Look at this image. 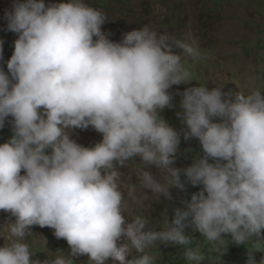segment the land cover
Returning <instances> with one entry per match:
<instances>
[{
    "label": "clouds",
    "instance_id": "9594fccd",
    "mask_svg": "<svg viewBox=\"0 0 264 264\" xmlns=\"http://www.w3.org/2000/svg\"><path fill=\"white\" fill-rule=\"evenodd\" d=\"M3 19L17 38L0 67V129L12 133L0 144V264H156L147 250L161 246H183L189 264H204L200 237L210 260L235 245L244 264H264V92L170 91L192 85L185 61L200 55L196 38L146 24L112 41L106 13L86 0H12ZM177 107L179 130L161 115ZM90 127L99 142L72 138ZM182 139L200 150L181 151ZM178 157L191 162L176 167ZM128 161L138 162L132 188L144 200L180 194L171 218L169 207L156 221L150 211L125 215L118 168ZM35 226L52 229L67 253L34 259L26 237Z\"/></svg>",
    "mask_w": 264,
    "mask_h": 264
},
{
    "label": "rangeland",
    "instance_id": "374dc122",
    "mask_svg": "<svg viewBox=\"0 0 264 264\" xmlns=\"http://www.w3.org/2000/svg\"><path fill=\"white\" fill-rule=\"evenodd\" d=\"M45 4L58 3L61 0H44ZM91 6L106 13L108 20L102 26V31L110 32V40L119 42L123 35L142 25H151L159 31H167L178 39L191 42L196 38L199 49L198 58H189L185 66L192 73V85L172 86L170 91H183L187 86L205 84L209 89L225 85V90L233 92L242 91L245 94L252 88L264 92V0H86ZM12 0H0V40L3 44L4 60L0 67L6 69V61L13 52V42L17 38L14 33L6 30V21L3 19L5 9H10ZM179 52V50H177ZM180 97L175 96L173 103L179 104ZM179 108L165 109L161 115L168 124L176 130L183 127L177 118ZM9 129L10 131H7ZM7 131V132H5ZM11 126L5 124L0 129V144L11 137ZM72 138L79 144L90 147L102 139V135L91 127L87 130L75 129ZM192 148L200 150L197 140H181L180 150ZM191 159L178 157L176 167H186ZM138 162L128 161L126 166L119 167L122 173L121 182L125 192V215L140 214L150 211V217L156 221L165 207L180 206V194L175 189L172 194L176 197L174 203L166 201L163 197L160 202L150 195L148 200L143 199V193L132 188L138 181ZM153 171H155L153 169ZM23 174V173H22ZM188 193L197 191V188L188 187ZM137 201H140L138 204ZM151 206L150 208L148 206ZM8 214L0 211V226L4 224ZM32 235L26 237L35 253L34 259L44 260L64 251L67 253L68 245L63 239H56L53 230L47 227L35 226L30 229ZM42 237L46 239V250ZM202 243V252L206 256L204 264H240L245 261L244 247L229 245L227 253L212 259L207 251V243ZM4 237L0 236V244ZM156 257V264H189L183 257V246L160 247V249L147 250ZM259 259V254H257ZM87 257L82 256L74 264H86ZM108 264H115L109 261Z\"/></svg>",
    "mask_w": 264,
    "mask_h": 264
},
{
    "label": "crops",
    "instance_id": "0c3cea01",
    "mask_svg": "<svg viewBox=\"0 0 264 264\" xmlns=\"http://www.w3.org/2000/svg\"><path fill=\"white\" fill-rule=\"evenodd\" d=\"M238 264H239V263H238ZM240 264H244V263L240 261Z\"/></svg>",
    "mask_w": 264,
    "mask_h": 264
},
{
    "label": "trees",
    "instance_id": "16d2710c",
    "mask_svg": "<svg viewBox=\"0 0 264 264\" xmlns=\"http://www.w3.org/2000/svg\"><path fill=\"white\" fill-rule=\"evenodd\" d=\"M7 131H10L9 129H6ZM7 131H5V132H7Z\"/></svg>",
    "mask_w": 264,
    "mask_h": 264
}]
</instances>
